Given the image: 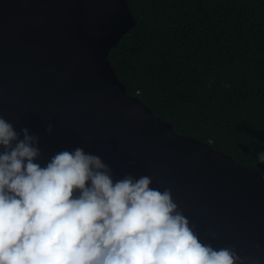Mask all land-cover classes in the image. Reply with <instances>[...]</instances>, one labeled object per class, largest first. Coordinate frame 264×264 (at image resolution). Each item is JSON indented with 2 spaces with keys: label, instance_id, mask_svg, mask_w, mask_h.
<instances>
[{
  "label": "water",
  "instance_id": "95a60500",
  "mask_svg": "<svg viewBox=\"0 0 264 264\" xmlns=\"http://www.w3.org/2000/svg\"><path fill=\"white\" fill-rule=\"evenodd\" d=\"M136 23L129 0H0V116L39 137L41 166L81 147L114 179L148 175L202 242L264 264V169L178 133L128 93L109 56Z\"/></svg>",
  "mask_w": 264,
  "mask_h": 264
},
{
  "label": "clouds",
  "instance_id": "9594fccd",
  "mask_svg": "<svg viewBox=\"0 0 264 264\" xmlns=\"http://www.w3.org/2000/svg\"><path fill=\"white\" fill-rule=\"evenodd\" d=\"M41 158L39 137L0 116V264H243L234 247L202 242L150 176L114 179L81 147Z\"/></svg>",
  "mask_w": 264,
  "mask_h": 264
},
{
  "label": "trees",
  "instance_id": "16d2710c",
  "mask_svg": "<svg viewBox=\"0 0 264 264\" xmlns=\"http://www.w3.org/2000/svg\"><path fill=\"white\" fill-rule=\"evenodd\" d=\"M109 59L128 93L183 135L264 169V0H129Z\"/></svg>",
  "mask_w": 264,
  "mask_h": 264
}]
</instances>
